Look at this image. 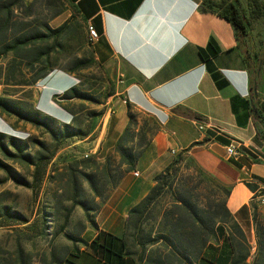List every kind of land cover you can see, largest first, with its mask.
Listing matches in <instances>:
<instances>
[{"label":"crops","instance_id":"1","mask_svg":"<svg viewBox=\"0 0 264 264\" xmlns=\"http://www.w3.org/2000/svg\"><path fill=\"white\" fill-rule=\"evenodd\" d=\"M200 2L64 0L61 14L49 22L54 28L66 21L76 25L84 46L88 25L98 39L78 53L91 60L90 67L77 74L54 71L33 86L38 91L37 108L67 124L72 116L52 102V95L46 99L50 111L40 107L44 89L56 83L62 92L79 87L82 80L88 90L87 73L94 68L99 90L91 91L101 95L105 111L100 142L89 151L90 157L102 165L111 158L112 167L117 166L120 157L115 148L128 128L132 142L124 147L142 150L133 170L121 166V179L108 191L95 217L102 231L122 236L129 210L148 194L154 177L179 155L230 186L226 208L246 238L254 240L252 204L264 197V142L255 134L247 73L232 28L224 19L202 12ZM262 93L264 97V87ZM176 108L213 124L219 133L199 132V121L184 112L174 114ZM132 119L136 125H130ZM11 131L0 116V133ZM139 138L145 139L140 146ZM231 141L237 144L236 158L225 151Z\"/></svg>","mask_w":264,"mask_h":264},{"label":"trees","instance_id":"2","mask_svg":"<svg viewBox=\"0 0 264 264\" xmlns=\"http://www.w3.org/2000/svg\"><path fill=\"white\" fill-rule=\"evenodd\" d=\"M63 2L31 0L24 4V0H0V85L4 89L0 93V116L29 124L49 137L47 142L41 138L0 133L3 160L20 168L33 169L32 182L28 185L0 160V168L6 170L16 184L25 187L37 186L43 178L61 183L63 175L53 166L61 147L70 139L88 136L87 132L71 124L73 117L67 124L62 123L41 112L32 99L33 86L50 73L57 70L77 74L92 65L89 58L78 55L82 41L76 33V25L66 21L54 28L49 23L61 14ZM198 7L204 13L224 19L232 28L236 49L247 73L249 110L255 112V134L264 142V0H201ZM87 32L89 37L88 26ZM199 55L205 60L203 50ZM90 87L95 88V84ZM11 88L27 89L25 94L29 100L9 98L11 94L7 92ZM51 99L64 108V104L73 100L96 102L93 95L79 87L54 94ZM182 112V108L173 110L176 115L182 116ZM184 113L204 122L189 111ZM131 124L136 125L135 120L132 119ZM129 130L126 129L115 148L120 157L117 166L112 167L111 158L102 165L91 157L62 164L68 179L67 188H60V191L71 207L83 210L87 223L96 234L90 241L64 234L72 243V249L58 261L54 256L52 260L57 264H247L250 245L226 208L228 187L221 186L214 175L205 171L208 181L181 174L184 158L179 155L154 177V185L148 194L129 210L122 236L98 228L95 217L108 191L121 179L124 172L121 166L126 165V171L133 170L142 154V150L124 147L132 142ZM144 143L145 139L139 138V146ZM83 184L87 185L90 197L86 196ZM3 218L25 221L23 216L6 206L0 208V221ZM252 221L257 244L252 264H264V222L257 214L255 204H252ZM128 240H131L130 245ZM131 246L137 247L138 255L131 251ZM18 261L25 263L20 254Z\"/></svg>","mask_w":264,"mask_h":264},{"label":"rangeland","instance_id":"3","mask_svg":"<svg viewBox=\"0 0 264 264\" xmlns=\"http://www.w3.org/2000/svg\"><path fill=\"white\" fill-rule=\"evenodd\" d=\"M88 44L89 41L84 46L82 41L79 46L80 50L77 52L80 53L82 50L88 49ZM87 78L86 86L88 90H85L86 87H84L82 80L79 83V87L88 94L93 95L96 102L76 100L72 103H67V105L64 104L65 108L59 106L73 117L71 124L88 133V137L84 138L86 140L70 139L61 147L53 166L58 167L63 175L62 182L59 183L53 180L50 182L47 178H43L39 185L25 187L16 184L9 173L0 168V208L3 206L10 207L12 211L19 213L25 219V221H22L3 218L0 221V264H20L18 261L19 254L22 256L24 264H57L52 260V256L58 261L72 249V243L64 234L77 236L86 241H90L95 235L94 230L90 228L85 219L83 210L77 206L71 207V203L60 191V188H67L65 184L68 179L67 174L63 171L62 164L65 165L67 162L76 159H86L85 155L90 157L89 151L100 142L105 108L102 106L101 95L91 91L93 89L99 90L98 72L94 68L91 71L89 70ZM91 84L93 86L95 84V88L90 87ZM56 87H58L56 83H51L50 86L44 89L40 101L41 108L50 111L46 106V99L49 95L61 94L69 89L64 88L62 92H58ZM3 90L0 85V93ZM26 91L28 90L11 88L8 89L7 93L11 94L9 98L13 100L24 99L28 101L29 98L28 94H25L27 93ZM32 91L33 104L37 107L38 91L34 88ZM51 112L54 113V110L52 109ZM92 114H94L93 117ZM4 119L13 130L21 132L25 135L24 137L30 136L34 139L41 138L47 142L49 141V137L46 134L29 124L16 123L15 119L5 117ZM0 160L9 165L20 179H23L28 185L31 184L32 168H20L18 165L3 160L1 155ZM88 164L93 167L92 163L88 162ZM51 169L52 167H50ZM86 172H90V170H86ZM182 172L191 179L209 180L204 170L190 159H184L183 163L181 162L180 173L182 174ZM216 181L224 188L228 187L229 189L230 186L221 178L216 177ZM83 187L86 196L90 197L91 193L87 185L83 184ZM254 204L256 205L257 214L264 222V197L256 200ZM247 240L250 245V254L246 263L252 264L257 250L255 232L254 240H250V238ZM128 243L130 245L131 240H128ZM130 248L133 253L138 255L137 247L131 246ZM80 261L79 263H81Z\"/></svg>","mask_w":264,"mask_h":264},{"label":"built area","instance_id":"4","mask_svg":"<svg viewBox=\"0 0 264 264\" xmlns=\"http://www.w3.org/2000/svg\"><path fill=\"white\" fill-rule=\"evenodd\" d=\"M91 26V25H90ZM93 27V26H91ZM98 39V34L95 30V41H97ZM95 41H90V43H94ZM196 128L199 132L203 133L206 132L208 130L212 131V132H216L219 133V130L217 129L216 126H214L213 124L210 123H205V122H197L196 123ZM14 132V130L12 131ZM18 134H22V133H18ZM226 154L228 157L230 158H236L239 156V151L237 149V144L234 141H231L225 148ZM173 155H175V152H171ZM86 157V156H85ZM135 176H137V173H134Z\"/></svg>","mask_w":264,"mask_h":264},{"label":"bare ground","instance_id":"5","mask_svg":"<svg viewBox=\"0 0 264 264\" xmlns=\"http://www.w3.org/2000/svg\"><path fill=\"white\" fill-rule=\"evenodd\" d=\"M88 40H89V42L90 41H95V30L92 29V28H89V37H88Z\"/></svg>","mask_w":264,"mask_h":264},{"label":"clouds","instance_id":"6","mask_svg":"<svg viewBox=\"0 0 264 264\" xmlns=\"http://www.w3.org/2000/svg\"><path fill=\"white\" fill-rule=\"evenodd\" d=\"M21 135H22V137H24L23 134L13 133L12 131L9 134V136H13V137H20Z\"/></svg>","mask_w":264,"mask_h":264},{"label":"water","instance_id":"7","mask_svg":"<svg viewBox=\"0 0 264 264\" xmlns=\"http://www.w3.org/2000/svg\"><path fill=\"white\" fill-rule=\"evenodd\" d=\"M253 114H255V112H253Z\"/></svg>","mask_w":264,"mask_h":264}]
</instances>
